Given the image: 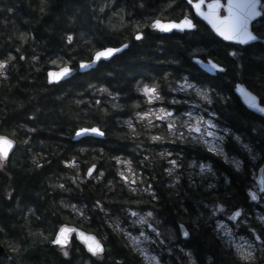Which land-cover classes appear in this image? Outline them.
<instances>
[{
	"label": "trees",
	"instance_id": "obj_1",
	"mask_svg": "<svg viewBox=\"0 0 264 264\" xmlns=\"http://www.w3.org/2000/svg\"><path fill=\"white\" fill-rule=\"evenodd\" d=\"M183 1L48 0L46 5H41L40 0H0V53L4 54L0 59L6 58L9 51L16 57L5 67L7 78L0 75V133L10 134L15 129L14 139L17 141V148L5 167L0 169V242L9 255V258H3L5 264H80L82 260L91 258L78 242H74L76 253L69 257L63 256L59 249L50 244L57 226L72 220L60 206L59 200L81 203L92 211L95 200L101 199L112 213L121 215V205L114 201L131 199L133 195L121 186L117 164L112 157H131L129 150L135 145H130L132 137L124 121L145 106L142 96L136 93V81L150 82V77H161L165 72L170 75L161 84L162 89L166 84H175L181 75L192 73L228 96V102L214 105L219 112V121L235 131L238 129L239 134L252 140L254 151L261 157L255 162L244 156L247 168L243 173H237L233 166L215 157L213 163L219 175L215 188L205 193L193 185L187 192L182 184L181 194L175 199L171 193L168 194L162 182L160 174L163 167H147L151 163L145 162L147 166L141 167L146 174L144 177L149 183H155L163 198V204H156V210L167 215L168 221L182 222L187 227H191V218L197 217L205 200L219 198L221 202L237 204L249 211L246 190L252 181L251 173L264 164V151H261L264 149V128L260 127L264 120L243 106L232 84L236 77L235 83L246 82L250 89L264 92V82L261 80L264 76V45L256 43L232 57L229 55L231 46L206 32L201 23L191 38L174 32L158 35L150 31L147 25L153 18L181 17L177 7L183 6ZM41 7L45 11H41ZM136 24H139L138 29L134 28ZM135 30L143 31L144 38L135 40ZM20 33H31L34 39L29 37L26 43H21ZM69 33L73 36L71 42L66 39ZM121 42L130 45L110 61H100L97 67L87 72H77L66 82H61L59 87L48 84L47 71L60 66L61 61L71 60L70 65L76 68L80 60L91 58L93 50L117 46ZM17 47L24 60L16 52ZM69 51L74 54L68 55ZM193 52L219 58L218 62L222 63L226 72L213 76L202 71L191 61L190 53ZM33 55L38 57L37 61L31 59ZM54 59L58 60L57 64L49 63ZM101 85L112 92H120L115 103L124 105L122 109L111 107L113 98L98 91ZM96 100L101 103L97 105ZM137 102L139 108L136 107ZM177 107H184V103ZM101 108H107L108 113L100 111ZM34 113L35 118H32ZM92 124L105 130L104 139L83 137L78 141L73 140L74 127H89ZM24 125L35 131L28 132ZM253 128L256 133H253ZM138 129V132L141 131V126ZM26 138L28 142L23 143ZM144 138V135H140L135 139ZM93 146L98 151L92 150ZM99 147L103 152L99 151ZM176 147L180 145L176 144ZM182 147L186 155L198 154L204 159L210 155L199 145L185 144ZM33 156L43 158H39L42 164L40 168L30 159ZM72 156L81 165L79 173L62 163ZM97 159L104 160L105 168L101 167L103 163L96 162ZM93 163H97V169L105 171L104 176L96 181L92 178L78 181L79 188L72 184L70 177H83L86 168ZM133 163L135 166L138 164L136 160ZM225 177L230 183H224ZM109 180L115 184L112 191H109ZM58 184H64L65 188L56 187ZM10 190H14V193L8 200ZM141 199L148 200L150 197ZM27 208L35 210L30 220L25 219ZM94 213V224H86L84 220L80 222L98 236L102 229L109 235L105 242L104 261L95 262L141 264L142 258L131 253L122 234L112 231L105 214L99 210ZM55 215L61 218L57 219ZM51 216H54L52 220ZM253 228L260 233L264 225L253 224ZM41 231L43 236L40 235ZM242 231L248 234L249 230L242 228ZM187 243L196 251L199 259L207 253L216 264H245L235 258L233 249L217 235L214 220L201 221L198 228L191 230ZM255 264H264V255Z\"/></svg>",
	"mask_w": 264,
	"mask_h": 264
},
{
	"label": "snow or ice",
	"instance_id": "obj_2",
	"mask_svg": "<svg viewBox=\"0 0 264 264\" xmlns=\"http://www.w3.org/2000/svg\"><path fill=\"white\" fill-rule=\"evenodd\" d=\"M40 2L41 5H46L48 0H40ZM187 3L195 9V15L207 20L212 25L215 32L225 40L241 42L264 40V33L254 35L253 32L249 30V21L255 16H260L261 11L264 10V0H227L226 4H222L220 0H212V2L206 4V11L204 10L205 0H187ZM169 6H171V4H169ZM222 8L226 10V15L220 14ZM41 11H45V8L41 7ZM121 19H123V17H121ZM147 27H151L152 29H156L162 33H172L174 30L184 32L186 30L190 31L197 29V24L194 23L193 16L184 14L181 18L177 19H162L159 17L153 18ZM134 28L138 29L139 24H136ZM134 36L136 40H141L144 38L145 33L135 30ZM29 37L34 39L31 33H20L19 35L21 43H26ZM66 39L71 42L73 40L72 34L69 33L66 36ZM127 47V43L121 42L119 47L104 46L99 50H93L91 58L88 60H80L78 62V67L80 69L90 68L98 61L102 59L107 60ZM16 52L20 54L19 47L16 48ZM2 55L4 54L0 53V56ZM229 55L236 57L239 53L237 51H232ZM190 57L191 59L196 60L197 63L203 67L210 66L212 70H219V73H224V67L220 62H213L212 60H209L208 63L205 64L204 60H199L197 58L195 52L190 53ZM15 58L16 57L13 53L9 51L7 52L6 58L0 59V75L7 78V73L4 69L9 62L11 60H15ZM20 59H25L23 54H20ZM31 59L33 61H37L38 57L33 55ZM49 63L57 64L58 60H50ZM172 63H179V61H172ZM60 64L61 66H59L56 71L48 70L46 74V79L53 87H59L61 81L66 82L74 72V69L70 66L71 60L61 61ZM169 75V73L165 72L161 77H150V82H144L143 80L136 81V91L142 94V99L147 107L145 110H138L134 113V118L141 123V131L138 132L136 130L137 125L133 123V117L124 121V123L127 124L128 129L131 130V137L135 139L140 135H144L148 140L154 142L157 147L164 142L175 144L177 141L184 144H192L193 146L199 145L207 148L209 152L214 153L216 156L222 158L226 163L233 166L237 173L245 172L247 168L245 162L238 159L235 155H230L229 151L225 150L227 147V140L234 144H238L240 147L247 150L249 159H257L253 148L249 144L242 143V137L239 134L238 129L234 132L232 127H224L222 130L218 131L219 122L216 120V117L219 115V112L216 110L209 112L207 109H204V114H200V112H195L194 114L193 110L181 113L177 107V105H181L185 102L199 105L201 107L206 103L214 109L215 104H223L228 102L230 98L222 94V92L217 91L216 88L210 87L208 83L199 79L192 73H188L187 76L181 75L179 79H176V87H173L172 84L169 83L164 86V89H162L161 84L168 79ZM204 75L207 74L205 73ZM236 79L237 78L234 77L232 88H235L242 93L243 98L249 107L255 109L257 113L264 114V92H258L256 89L250 90V85L246 87V82L235 83ZM261 80L264 82V76L261 77ZM90 87L92 86L90 85ZM217 87H219V85H217ZM165 89H167V91H165ZM98 91L107 93L108 96L113 98L111 103V107L113 109H122L124 107V105L115 103V100L120 97V92H112L108 87L103 85L99 87ZM174 92L183 93L187 97V101L177 99L175 96H172V93ZM77 103H79V101H77ZM95 103L99 105L101 101L96 100ZM136 107L139 108V102H137ZM100 111L105 114L108 113L107 108H101ZM32 118H35V113ZM260 119L264 120V115H262ZM153 121H156V123H153ZM23 127L27 129V125H24ZM161 127L165 130L164 134H160L159 132L153 134L150 131H145V129H159ZM260 127L264 128V124ZM27 131L34 132L35 129H27ZM252 131H255V128H253ZM221 132L224 134H221ZM194 133H198L199 135H194ZM72 134L75 137L89 135L102 137L105 135V130L96 124H92L89 127H74ZM14 136L15 129H13L10 134L0 133V169L5 167L6 162L10 159V153L14 152L17 145V141L14 139ZM27 142L28 140L26 138L23 143ZM137 147L139 148L140 145ZM80 151H84V149H80ZM100 151L103 152V149ZM261 151H264V149H261ZM158 155L169 165V167L164 169V172L169 176L171 185L175 186L182 178V172L177 171L178 169H182L184 165L182 153L173 156L172 152L162 150ZM112 159L115 160L118 165H125V167L117 171V176L121 182V186L127 187L129 193L134 194L131 199L114 201L118 205H121L120 211L124 213L125 220L130 223H124L122 227V221L118 216L109 217L110 209L105 207L101 199L95 200L93 208L99 209L111 220L109 226L112 228V231L123 235L127 241L126 247L130 249L131 253H134L142 258L141 264H166L163 257L159 253L152 252L146 246L147 244L162 243L160 240L162 235V221L156 211L157 205L155 202L159 200L156 190L153 188L152 183H149L145 179L143 175V168H133V161L131 158L126 157L122 159L120 156H113ZM148 159V156L142 155V158L139 160V165H144L145 161ZM32 160L37 168L42 166L41 161L38 160L36 156H33ZM62 163L66 167L75 168L77 173L79 172V166L75 156L64 159ZM193 164L199 167L201 174L207 172L213 177L216 175V172L211 164L192 162L188 166L192 167ZM94 171L96 173L95 175ZM251 175L255 177L256 173L252 172ZM103 176V170L97 169V165L93 163L86 168L83 177L72 175L70 180L72 184L79 188L78 181L82 182L88 178L100 180ZM188 179L190 183H196V181L192 179L191 175H189ZM224 183H230L227 177L224 178ZM108 185L111 186L109 191H112L115 187L112 180L108 181ZM56 187L64 189L65 185L58 184ZM206 187L208 189H214L215 185L209 182ZM253 188L256 190L254 191ZM144 193H147L150 199L144 200L135 195L140 194V196H142ZM7 196L9 198L12 197L11 190L8 191ZM246 198L252 201H264V174L260 176L258 183L252 182L249 184L246 191ZM61 203L64 202L61 201ZM142 205L143 207H141ZM64 207L71 208L81 216L84 215L83 211H81L75 204L65 203ZM205 208L209 209L208 214L210 217H215L217 213H220L222 215H227L229 221H237V224L233 227H239L241 220L245 225L248 223L247 213L237 204H228L227 202H221L219 198H216L210 205H205ZM185 211L187 210L185 209ZM258 220L262 225H264V216H258ZM173 222L177 223L178 231L181 235L184 237L190 236L188 228H186L182 222ZM145 227L150 228L152 230V234L146 232L144 230ZM216 230L217 235L220 236L221 239L227 237L226 242L228 246L235 249V255L240 261L245 262V264H252V262L256 259L254 255L256 251L255 245L248 237H252L254 240L260 241L261 244H264V239H262V237H264V228H261L259 234H256L255 228H250L248 231V237L240 236L237 239V237L233 235V229L229 228L223 220L218 219L216 222ZM0 231H2V229H0ZM73 232L78 234L80 239L84 241L88 251L94 256L102 257L105 254L104 244L100 239H97L95 235L85 234L79 229H74L67 224H60L58 226V229L54 232L50 243L58 245L63 252V255L68 256L69 253L66 246L68 245L71 233ZM134 232H136L135 235L133 234ZM40 235L43 236L44 233L41 231ZM169 238H175V233L171 229H169ZM239 241H243V243ZM12 250L16 251L15 248ZM171 250V248L165 249V251L168 252H171ZM181 252L185 253L187 264H198L197 258L191 249L184 248L181 249ZM207 259L209 264H216L213 257L209 256ZM117 264H119V262H117Z\"/></svg>",
	"mask_w": 264,
	"mask_h": 264
},
{
	"label": "rangeland",
	"instance_id": "obj_3",
	"mask_svg": "<svg viewBox=\"0 0 264 264\" xmlns=\"http://www.w3.org/2000/svg\"><path fill=\"white\" fill-rule=\"evenodd\" d=\"M154 7H155V5H154ZM136 8H137V7H136ZM136 8H135V9H136ZM150 8H153V5H150ZM139 12H141V11H139ZM150 31H152L153 33H155V31L152 30V29H150ZM193 35H194V33L191 34V35H187V37L191 38ZM67 54H68V55H73L74 53H73L72 51H69V52H67ZM4 71H5V69H4ZM175 85H176V84H174L173 87H175ZM138 94L142 96L141 93L138 92ZM174 94L177 95V96H175ZM174 94H172V96H175L177 99H183V100L187 101V97H186L183 93H175V92H174ZM178 95H180V96H178ZM180 106H181V105H180ZM146 107H147V105L145 104L144 108L141 109V110H145ZM178 109H179V112H181V113H183V112H187V111H190V110H193V111H194V114H195V112H200V114H204V109H207L209 112H211L212 110H215V109H213L212 107L208 106L206 103L203 104V106L201 107V106H199V105H195V104H191V103H187V102L184 103V107H181V108H178ZM219 119H220V117H219V115H218V116L216 117V120L219 122V127H218V129H217L218 131L222 130L224 127H229V126L226 125L225 123L219 121ZM133 123L135 124V121H133ZM153 123H156V121H153ZM137 128H138V127H137ZM138 130H139V129H138ZM138 130H137V131H138ZM162 130H164V128H163ZM145 131H146V130H145ZM233 131L236 132L234 129H233ZM128 133H129V135H130V133H131V130H130V129H128ZM154 133H155V132H154ZM164 133H165V130H164ZM253 133H256V131L253 132ZM221 134H224V133L221 132ZM194 135H199V134H198V133H194ZM225 135H226V134H225ZM130 136H131V135H130ZM208 139H211V138H208ZM226 141H227V140H226ZM242 143H243V144H249V145L251 146L250 142L244 140L243 138H242ZM176 144H179V145H180L179 149H180L181 151L177 150L178 147L175 146V147H176V148H175V147L173 146L174 144L169 143V142H164V143L161 144V146L158 148V152H157V154H159V152L162 151V150L170 151L171 149H175L179 154L182 153V158L184 159V156L186 155V153H185V149H184L182 146L185 145V144H184V143H180L179 141H177ZM236 145H237V147L239 148V150H241V152L244 153V154L248 157L247 150L243 149V148L240 147V145H238V144H236ZM251 147H252V146H251ZM203 148H204L205 150L208 151L207 148H205V147H203ZM252 148H253V151H254V147H252ZM92 150L98 151L97 148H95L94 146H93ZM100 150H101V149H100V147H99V151H100ZM225 150L228 151L227 147H226ZM134 151H139L138 154H140L141 156H142V155H143V156H148L149 159L147 160V162H150L149 160L152 159V158H151V149L148 150V154H147V153H144V154H143V152H145V149H144L143 146L140 145L139 148H138V147H135V148H134ZM100 152H101V151H100ZM254 152H255V151H254ZM229 154H230V155H235V156H236L238 159H240V160L243 159V157H242V155H241L240 153H237V152H230V151H229ZM255 154H256V156H257V159H255V160H251V159H250L251 161H255V162H256L257 160L260 159L261 155H260L259 153H256V152H255ZM41 155L43 156L44 153H41ZM120 157H121L122 159L126 158V157H123V156H120ZM36 158H37L38 160H39V158H40L41 160L43 159V158L40 157V156H39V157L36 156ZM30 159L32 160V157H31ZM161 159H162V158H161ZM162 160H163V159H162ZM32 161H33V160H32ZM103 161H104V160H103ZM103 161L97 159L96 162H97L98 164H99L100 162L103 163L101 167H102V168H105V164H104ZM145 162H146V161H145ZM178 162H180V161H178ZM192 162L208 163V164H211L212 167H213V169H214V171L216 172V175L213 177L212 175L208 174L207 172L201 174L199 167L195 166V164H193L192 167H189V166H188V165H189L190 163H192ZM97 163H94V164H97ZM150 163H151V165H155L156 167H157V166H162V162H158V160H154V159H152V162H150ZM163 163L165 164V168L169 167V165H168L164 160H163ZM78 166H79V171H81V165H80L79 163H78ZM123 167H125V165H123V164H119V165H118V164H117V171H118L119 169L123 168ZM133 168L135 169L134 165H133ZM74 169H75V168H74ZM75 171H76V169H75ZM85 171H86V170H85ZM177 171H178V172H182V178H181V180H180L178 183L181 182V186H182V184H184L185 187L187 188V192H188L189 189H191V188L193 187V185H194V186H196V187H200L201 190H203L205 193H207L208 190H210V189H208V188L206 187L207 183L211 182L213 185H215V186L217 185V183H216V177H217L218 172H217L216 169H215L214 163H213L212 161H210L209 159H204V158H202V157H198V154H195V157L188 159V161L184 163L182 169H178ZM76 172H77V171H76ZM103 172L105 173V171H103ZM78 173H79V172H78ZM189 175H191L192 179L196 181L195 184H192V183L189 182V179H188ZM165 177H166V181H167L168 186H169V183L171 184V180H170V178H169V176H168L167 174L165 175ZM92 179H93V178H92ZM93 180L96 181L95 179H93ZM252 182H254V176H253V175H252V181H251V183H252ZM153 188H154V186H153ZM172 188H173V189H172V190H173V193L176 194V187H172ZM11 191H12V190H11ZM128 192H129V191H128ZM156 193H157V191H156ZM129 194L131 195V193H129ZM132 195H134V194H132ZM135 195H138V194H135ZM7 199L10 200L11 198H9V197L7 196ZM61 201H63L64 203H61ZM212 202H213V201L205 200L204 202L201 203L202 207L199 208L200 212L198 213L197 217H192V218H191V227H187L188 230H189V233L191 232V230H192L193 228H195V227L198 228V227L200 226V222H201V221H207V220H208V221H212V222H213V220H214V222H215V224H216L217 220L219 219V220H223L224 223H225L229 228H232V229H233V235L236 236L237 239H238L240 236L248 237V234H247V233H244V232L242 231V228H243V229L245 228V229H247V230H249L250 228H253V224H254V225L260 224V221L258 220V216H264V201H261L259 205L249 203L250 206H247V209H248L249 211H247L246 209L243 208L244 211L247 213V221H248L247 225H245V224L242 222V220H241L239 227H233V226L236 225L237 223H233V222L231 223V222H229V219H228V216H227V215H222V214H220V213H217L215 217H210V216H209V214H208V213H209V209L205 208V205H210ZM65 203H72V204L77 205V207H78L81 211H83L84 215L81 216V215H79L77 212L73 211L71 208H66V207H64V204H65ZM59 204H60V206H62V208H63L66 212H68L67 215H68L72 220H74V221H81V220H84L87 224H94V220H93V216H92V215L95 214L94 211L99 210V209H95V208H93V206H92V207H91V210H92V211H90L89 208H87V206L84 205V204H81V203H74V202H72V201H67V200H65V199H61V200H59ZM99 211H100V210H99ZM34 212H35L34 208H27L26 213H25V216H26L25 219L30 220V216L33 215ZM248 212H249V214H248ZM102 213H103V212H102ZM157 213H158V215H159L160 220L162 221V224H161V232H162V235H161V237H160V240L162 241V243L147 244L146 246H147L152 252H154V253H159V254L163 257V259H164V261L166 262V264H187V258H186L185 253H184V252H181V249H184V248H188V249H191V250L193 251L194 255H195L196 258H197V262H198V264H204V262H202V261H200V260L198 259V254L196 253V251H195L193 248H191V247L188 246L187 241H188L189 239H187V240L184 239V238L182 237V235L179 233L177 223H174V222H172V221H168V220H167V218H168L167 215H163V214H161L159 211H157ZM103 214H104V213H103ZM120 214H121V215L118 216V217H119L120 220L122 221V225H121L122 227H123V224H124V223H130L129 221L125 220L124 213L121 212ZM55 216L57 217V219H58V218H61L60 215H59V216H58V215H55ZM111 216H117V215H115L114 213H112V212L110 211V212H109V217H111ZM52 217L54 218V216H51L50 220H52ZM79 218H80V219H79ZM105 220H106L107 224L110 225L111 220H110L108 217H105ZM34 221H36V220H34ZM81 222H82V221H81ZM98 223H99V222H96L95 224H98ZM136 227H139V226H136ZM169 229H171V230L175 233V238H174V239H170V238H169ZM130 230H131V228H130ZM144 230H145L146 232H148L149 234H152V230H151L150 228L145 227ZM216 232H217V230H216ZM256 232H258V230H256ZM99 234H100V236H101V239H102L104 242H106V241L108 240L109 235H108L107 233H105L103 229L101 230V232H100ZM133 234L135 235L136 232H134ZM2 235H6V233H2ZM219 237H220V236H219ZM220 238H221V237H220ZM248 238L251 240V242L255 245V248H256V251H255V253H254L256 259H255V261L252 262V264H255V262L258 261L259 257H262V256L264 255V244H259V243H257V242L254 240V238H252V237H248ZM222 240L224 241V243L227 244V242H226V241H227V237H225V238L222 239ZM239 242L243 243V241H239ZM227 245H228V244H227ZM167 248H171V249H172L171 252L165 251V249H167ZM232 249H233V252H234V255H235V249H234V248H232ZM59 251H60V253L63 255V252L61 251V249H60ZM67 251H68L69 255L66 256V257L71 256L72 253H76V252L74 251V245L71 246V247H67ZM63 256H64V255H63ZM209 256H210V255L207 254V253H206V254H203V258H204V260H205L208 264H209V262H208V259H207V258H208ZM235 258H236L237 260H239L238 257H237L236 255H235ZM95 261H96V262H103V261H104V257H103V256H102V257H96V258H94V259H92V258H86V259L82 260L80 264H97ZM239 261H240V260H239ZM244 263H245V262H244ZM258 263H259V262H258ZM1 264H5L3 260H2V262H1Z\"/></svg>",
	"mask_w": 264,
	"mask_h": 264
},
{
	"label": "flooded vegetation",
	"instance_id": "obj_4",
	"mask_svg": "<svg viewBox=\"0 0 264 264\" xmlns=\"http://www.w3.org/2000/svg\"><path fill=\"white\" fill-rule=\"evenodd\" d=\"M224 3L226 2V0H222ZM184 2V5L183 6H180V7H177V10L180 12L179 14L180 15H184V14H187V15H189V16H193L194 18H196V15H195V12H194V10H193V8L191 7V6H189L188 5V3H187V0H184L183 1ZM209 2H212V0H205V8L204 9H207L206 8V4L207 3H209ZM183 9H186L187 10V12L185 13V12H183V11H181V10H183ZM176 10V12H178ZM220 14L221 15H225L226 14V11H225V9H221V11H220ZM196 23H197V25H198V23H201V24H203V27L205 28V31L206 32H212L210 29H209V27H207L202 21H200L199 19H197L196 18ZM200 27H198V29H199ZM251 28H252V30L257 34V35H259L260 33H262L263 31H264V10H262V17L261 18H258V20L257 21H255V22H252V24H251ZM186 35V33H183L182 35ZM212 34V33H211ZM213 35V34H212ZM214 36V35H213ZM215 38H217V39H219L216 35L214 36ZM220 41H221V39H219ZM223 42V41H222ZM224 44H229L230 46H231V48L232 49H237V50H240V51H243V50H245L246 48H248V47H251L252 45H254V44H256V43H253V44H250V45H247V46H240V45H237V44H232V43H227V42H223ZM257 43H259V44H262L261 42H257ZM263 45V44H262ZM199 57H201V58H203L204 60H208V59H212V60H214V61H216V62H218L219 61V58H216L214 55H212V54H210V55H207L206 53H199ZM172 86H174V84L172 85ZM175 87H176V85H175ZM172 94H174V93H172ZM175 95V94H174ZM175 96H177V95H175ZM178 96H180V95H178ZM136 130H137V128H136ZM150 132H152V131H150ZM153 134H156V133H154V132H152ZM131 135V134H130ZM241 135V137L244 139V140H246V141H248V142H250V144H251V146L252 147H254V144H253V142H252V140H248V139H246L245 138V136L244 135H242V134H240ZM132 144H135L134 146H131L132 148L129 150L130 151V154H131V157H128V158H131L132 159V161L134 162V160H136L137 162H138V164L136 165V166H134L135 167V169L137 168V167H142V165H139V160L142 158V156L140 155V154H138V152L139 151H134V148L135 147H137L138 145H141V146H143L144 147V149H145V152H143V154L144 153H147L148 154V150L149 149H151V158L152 159H154V160H158V162H162V167H163V170L161 171V176H162V182L165 184V187L167 188L166 190H167V192H168V194L169 193H171L172 195H173V199H175L176 198V196H179L180 194H181V182L180 183H177L175 186H172L170 183H169V186H168V183H167V181H166V177H165V175H166V173L164 172V169H165V164L163 163V160L159 157V155L157 154V152H158V148L161 146H159V147H157V146H155V144H154V142H152V141H150V140H148L147 138H144V139H133V138H131L130 139V145H132ZM174 147L176 146V143L173 145ZM176 148V147H175ZM228 149V148H227ZM177 150H179V151H181L180 149H179V147L177 148ZM229 151V150H228ZM170 152H172L173 153V156H176L177 154H179L175 149H171L170 150ZM193 157H195V155L194 154H190V155H185L184 156V161H188V159H190V158H193ZM215 157H218V156H216L214 153H210V155H209V159H210V161H212ZM152 159L151 160H149L150 162H152ZM147 162V161H146ZM145 166H147L146 164H144ZM147 167H151V168H156V166L155 165H150V166H147ZM143 175H145L146 176V174L144 173V171H143ZM146 178V177H145ZM152 185L154 186V189L157 191V195H158V197H159V200L158 201H156L155 203L156 204H158L159 206H160V204H163V198L161 197V195H160V192H159V190L157 189V187H155V183L152 181ZM172 187H176V194H174L173 193V188ZM13 193H14V190H13V192H12V195H13ZM132 195V194H131ZM137 196H139V198H143L144 196H147L148 197V194L147 193H144L142 196H140V194H138ZM179 202V201H178ZM141 207H143V205L141 206ZM180 209H181V203H180V207H179ZM157 211V210H156ZM69 222H72V221H69ZM73 223H77V222H73ZM80 227H82L83 229H86V230H88V231H90L83 223H77ZM87 224V223H86ZM198 259H199V257H198ZM200 261H202V262H204V264H208L205 260H204V258H202V259H199Z\"/></svg>",
	"mask_w": 264,
	"mask_h": 264
},
{
	"label": "water",
	"instance_id": "obj_5",
	"mask_svg": "<svg viewBox=\"0 0 264 264\" xmlns=\"http://www.w3.org/2000/svg\"><path fill=\"white\" fill-rule=\"evenodd\" d=\"M221 3H222V1H220ZM206 11V10H205ZM261 16V15H260ZM260 16H255V17H253L250 21H249V30L250 31H252V29H251V24H252V22L253 21H255L256 19H258ZM200 18H202V17H200ZM203 19V18H202ZM204 20V22L211 28V30L217 35V36H219V34L218 33H216L215 32V30L213 29V27H212V25L207 21V20H205V19H203ZM174 31H178V32H181V31H179V30H174ZM253 32V31H252ZM162 33V32H161ZM254 34V33H253ZM220 38H222V39H224L223 37H221V36H219ZM225 40V39H224ZM226 41H228V40H226ZM230 42H232V43H241V44H243V45H245V44H248V43H251V42H253V41H245V42H241V41H230ZM117 54V53H116ZM116 54H114V55H116ZM113 55V56H114ZM111 58V57H110ZM109 58V59H110ZM102 60H104V59H102ZM200 60V59H199ZM101 61V60H100ZM99 62V61H98ZM98 62L97 63H95V64H93L90 68H84V69H80L79 68V71H88V70H90L91 68H94L97 64H98ZM208 62H205V64H207ZM203 70H205V71H207L209 74H215L216 73V71L217 70H212L211 68H210V66L209 67H203L202 65H199ZM57 69H52L51 71H56ZM219 71V70H218ZM50 84V83H49ZM234 91H235V93L237 94V96L241 99V101H242V103L247 107V108H249L250 110H252V111H254L255 113H257L256 111H255V109H252L251 107H249L248 105H247V103L245 102V100H244V98H243V95H242V93H240L237 89H234ZM258 102H259V100H258ZM257 114H260V115H264V114H261V113H257ZM90 136V135H89ZM83 137H85V136H83ZM94 137H100V136H94ZM104 136H102V137H100V138H103ZM80 138H82V137H75L74 135H73V140H79ZM15 149H16V147H15ZM14 149V150H15ZM11 154L12 153H10V156H11ZM94 173H95V171H94ZM262 174H264V165H262V166H260L259 167V169H258V172H257V176H256V182L258 183V181H259V178H260V176L262 175ZM254 190V189H253ZM255 191V190H254ZM250 200V199H249ZM250 202H252V203H255V204H257L258 202H259V200H257V201H252V200H250ZM234 222H237V221H234ZM63 224H67L68 226H70V227H72V228H74V229H79L81 232H84L85 234H92V235H95L96 236V238L97 239H100V237L99 236H97L95 233H93V232H88V231H86V230H83V229H81L80 227H78L77 225H75V224H70V223H63ZM185 225V224H184ZM185 227L187 228V226L185 225ZM76 235V238H77V240H78V242H80L83 246H84V248H85V250L87 251V253L90 255V256H93L94 257V255L91 253V252H89L88 251V249H87V247H86V245H85V243H84V241L83 240H81L80 239V237L78 236V234L76 233V232H73V233H71V236H70V240H69V243L71 242V239H72V237H73V235ZM257 234V233H256ZM182 237L183 238H188V237H184L183 235H182ZM101 240V239H100ZM101 242L103 243V241L101 240ZM68 243V244H69ZM104 244V243H103ZM105 246V245H104ZM105 250H106V247H105ZM2 256H7V252H6V250H5V247L3 246V244H1V242H0V263H1V258H2Z\"/></svg>",
	"mask_w": 264,
	"mask_h": 264
}]
</instances>
